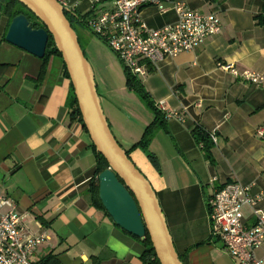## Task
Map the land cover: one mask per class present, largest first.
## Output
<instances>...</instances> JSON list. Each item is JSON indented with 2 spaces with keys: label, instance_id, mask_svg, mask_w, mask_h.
<instances>
[{
  "label": "crops",
  "instance_id": "0c3cea01",
  "mask_svg": "<svg viewBox=\"0 0 264 264\" xmlns=\"http://www.w3.org/2000/svg\"><path fill=\"white\" fill-rule=\"evenodd\" d=\"M59 1L80 27V20L114 11V0ZM176 1L216 15L222 30L197 50L166 59L141 81L156 106L163 102L170 111L184 112L185 121L166 120V131L155 135L149 150L157 166L140 149L129 157L156 192L185 264H238L212 237L207 202L233 183L254 185V195L264 194V136L259 134L264 88L220 68L264 77V26L257 20L263 2ZM143 20L160 29L178 18L173 11L161 14L147 7ZM85 42L90 44L88 38ZM0 53V196L16 204L17 214L28 216L31 234L45 235L34 264L49 256L56 264H142L143 241L95 206L91 182L98 178L97 160L87 131L71 116L76 98L61 58L40 60L6 42ZM90 60L111 130L128 151L154 115L129 91L117 60L110 65L101 52L91 53ZM195 130L216 134L211 159ZM259 209L264 212V200ZM244 218L246 225L254 224L250 208ZM255 256L264 259V244Z\"/></svg>",
  "mask_w": 264,
  "mask_h": 264
},
{
  "label": "built area",
  "instance_id": "2783aa9c",
  "mask_svg": "<svg viewBox=\"0 0 264 264\" xmlns=\"http://www.w3.org/2000/svg\"><path fill=\"white\" fill-rule=\"evenodd\" d=\"M60 3L67 8L64 2ZM147 7H154L161 14L173 11L178 21L151 29L143 20V10ZM86 26L107 43L122 66L140 81L158 70L166 59L197 50L222 30L221 20L216 15L193 11L176 0H114L113 12L89 19ZM220 68L264 88V77L259 74L240 73L228 66ZM156 107L166 120L185 121L184 112L170 111L163 102ZM259 134L264 136V129ZM209 136L213 144L218 143L214 132ZM253 189L254 185L228 184L207 202L211 235L223 243L226 252L238 264H264V259L255 256V250L264 244V212L259 209L264 194L254 195ZM245 208L253 212L252 226L245 224ZM27 217L17 214L16 204L0 196V264H34L33 255L46 237L28 231Z\"/></svg>",
  "mask_w": 264,
  "mask_h": 264
},
{
  "label": "water",
  "instance_id": "95a60500",
  "mask_svg": "<svg viewBox=\"0 0 264 264\" xmlns=\"http://www.w3.org/2000/svg\"><path fill=\"white\" fill-rule=\"evenodd\" d=\"M44 26L34 29L25 15L14 18L5 41L43 60L52 38L70 78L83 125L109 169L97 178L99 199L114 224L142 241L149 237L159 264H184L165 214L148 179L116 139L103 110L94 69L59 0H14Z\"/></svg>",
  "mask_w": 264,
  "mask_h": 264
},
{
  "label": "trees",
  "instance_id": "16d2710c",
  "mask_svg": "<svg viewBox=\"0 0 264 264\" xmlns=\"http://www.w3.org/2000/svg\"><path fill=\"white\" fill-rule=\"evenodd\" d=\"M218 1H220V0H212L213 3H216ZM262 2H263V13L259 17H257V20H258L260 25L264 26V0H262ZM20 15H25L29 19L31 26L34 29L39 30V29L44 28V26L37 20V18L34 15H32L19 2L14 1V0H0V24H1V21H3V20L6 21L4 31L2 34H0V44L6 42L5 38H6L8 29H9V26H10L12 20L14 18L20 16ZM66 16L69 19V21L71 22L72 27L76 31L78 36H79V31L84 29V27H83L84 24H85V27L87 28L86 23L84 21L82 22V20L79 19L82 23V26L80 27V26H78V24H76L74 18L69 13H66ZM92 35L94 37H97L93 33H92ZM97 38L100 39L99 37H97ZM100 40L107 45V43L104 40H102V39H100ZM79 41H80V44L82 46L80 36H79ZM82 49H83V46H82ZM51 55H55V56H58L59 58H61V55L58 52V50L56 49L52 38L49 41V46H48L44 60H47V58L50 57ZM61 60H62V58H61ZM62 63H63V61H62ZM63 66H64V63H63ZM64 68H65V66H64ZM124 72H125L127 87L129 89V91L135 93L139 97V99L143 102V104L154 115L153 122L145 129L141 140L137 144L133 145L130 150L127 151V155L130 156V153L132 151H134L136 149H140L149 158L151 163L153 165L157 166L156 157L153 154H151L149 149H150L151 143H152L155 135L157 134V132L160 130L166 131L165 116L162 112H160L158 110L156 105L153 103L150 95L145 90L141 81L136 79L134 76H132L130 74V72L127 71L125 68H124ZM67 75H68V73H67ZM72 109H73V111L71 113V116H72L73 120H77L79 123H81L83 125L82 117H81L76 99H74V101H73ZM83 127H84V125H83ZM84 129H85V127H84ZM194 135H195L196 141L199 144L203 145V150L206 154L207 159H211V150H212L213 145H212V141L210 139L209 134L202 131V130H195ZM93 151H94V154H95L96 160H97L96 174H97V176H99L100 174H102L103 172H105L106 170L109 169V165L106 162V160L96 151L94 146H93ZM91 192H92L93 197H94L95 206L99 210H101L105 214H107V212L105 211V209H104V207H103V205L99 199V183H98L97 179H95L94 181L91 182ZM143 244H144L145 250H144L142 257H141L142 264H159V262L156 258L155 252L153 250V247L151 245L149 237H147L146 240L143 241ZM181 261L184 263L182 258H181ZM40 264H56V263H55V259L52 256H49L46 259H44Z\"/></svg>",
  "mask_w": 264,
  "mask_h": 264
},
{
  "label": "rangeland",
  "instance_id": "374dc122",
  "mask_svg": "<svg viewBox=\"0 0 264 264\" xmlns=\"http://www.w3.org/2000/svg\"><path fill=\"white\" fill-rule=\"evenodd\" d=\"M5 24V21H1V24H0V33L3 31V26ZM79 36L81 38V42H82V46H83V49H84V52L87 56V58L89 59L90 63L91 60H90V56H91V53H99L101 52L103 54V56L107 59V63L112 65V62L111 60H117L119 66H121V68H123L121 62L119 61L118 57L115 55V53L109 48V46H107L105 43H103L102 41H100L98 38L94 37L91 35V33L87 30L85 31H79ZM85 38H88L89 39V43H86L85 42ZM4 57V55H1L0 53V60ZM114 63V61H113Z\"/></svg>",
  "mask_w": 264,
  "mask_h": 264
}]
</instances>
